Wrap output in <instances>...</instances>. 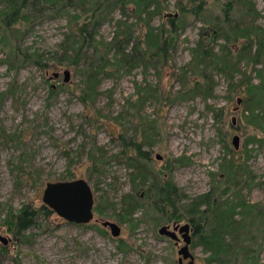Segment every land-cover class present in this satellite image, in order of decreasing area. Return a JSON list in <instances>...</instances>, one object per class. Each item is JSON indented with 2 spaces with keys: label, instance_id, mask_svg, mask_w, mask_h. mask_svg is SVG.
I'll return each instance as SVG.
<instances>
[{
  "label": "rangeland",
  "instance_id": "374dc122",
  "mask_svg": "<svg viewBox=\"0 0 264 264\" xmlns=\"http://www.w3.org/2000/svg\"><path fill=\"white\" fill-rule=\"evenodd\" d=\"M252 1L260 13L257 24L264 26V0ZM226 2L211 0L207 16H220ZM167 3L169 14H175L176 0H167ZM53 16L54 12H49L34 23L20 41L22 50L28 48L46 57L58 51L68 33L69 22L67 17ZM113 17V21L104 23L99 29L98 40L110 41L115 22L125 20L120 10H116ZM163 22L157 17L152 25L157 27ZM129 23H135V19H130ZM202 29V23L189 18L188 26L179 35L172 65L168 71H163L161 79L152 68L146 74L141 67L128 74L125 69L120 75L102 81L101 95L88 109L80 101L79 92L69 87L59 88L58 94L49 99L50 87L57 89L56 86L64 84L66 70L71 72V83L64 85L79 84L81 76L75 69L63 65L46 72L32 63L23 65L19 60L12 68L7 62L8 48L0 44V235L9 239L0 264H179L178 252L183 242L177 246L159 234L162 226L173 227L175 221L169 222L146 206L137 210L132 224H120L116 218L124 195L133 193L132 169L119 154L122 147L117 138L126 128L135 126V110H128L127 101L139 99L137 86L160 83L165 98H175L181 84L174 75L188 68L191 49L199 41ZM135 30L140 33L141 29L135 27ZM262 69L261 65L247 68L242 64V71L251 74L249 86L254 93L262 82L257 73ZM55 73H60L57 80L53 79ZM211 75L215 82L214 93L207 99L175 100L173 104L166 101L147 103L142 117L157 121L160 133L154 136L152 146H146L152 154L150 166L173 180L183 195V204L187 205L191 199L211 191L214 185L219 186V191L224 190L225 181L231 175L224 176L223 165L232 161L240 163L243 170L236 177L237 181H233L232 191L225 200L234 204L244 200L255 208L254 214L260 210L264 212V119L261 111L264 110V96L257 91L253 104H245L247 96L243 92L248 85L238 92L230 88L243 75H236L232 82L222 74L212 72ZM194 79L195 76L192 81ZM120 114L124 118L116 121ZM235 136L240 138L238 150L233 145ZM254 136L262 139V143L251 142ZM95 148H103L108 159L101 174H90L89 157ZM116 155L118 158H114ZM30 172L39 176L37 184L26 180ZM76 179L89 182L97 203L104 201L115 207L107 208L102 215L95 212L98 221L88 225L68 223L56 214L51 218L41 215L37 225L24 234V239L17 238L2 225L10 210L16 213L28 204L41 207L48 182ZM219 180L223 183L217 182ZM235 182L239 185H234ZM144 203L147 205L148 201ZM241 211L242 208L235 211L234 220L244 219ZM107 220L121 227L119 237H113L110 229L103 227L102 221ZM256 229L259 231L253 246L257 250L255 264H264V225L259 227L258 223ZM3 246L0 242V247ZM190 250L195 264H215L211 261L212 250L196 244L194 234Z\"/></svg>",
  "mask_w": 264,
  "mask_h": 264
},
{
  "label": "trees",
  "instance_id": "16d2710c",
  "mask_svg": "<svg viewBox=\"0 0 264 264\" xmlns=\"http://www.w3.org/2000/svg\"><path fill=\"white\" fill-rule=\"evenodd\" d=\"M210 1L176 0V13L169 14L167 0H0V44L8 48L7 62L12 68L19 60L23 65L32 63L46 72L63 65L75 69L81 76L79 84L66 86L64 84L69 83H64L56 86L57 89L50 87L49 99L58 94L59 88L69 87L79 92L80 101L88 109L101 95L99 87L102 81L120 75L125 69L128 74L141 67L146 74L152 68L161 79L163 71H168L172 65L179 35L188 26L189 18L202 23L200 39L191 49L192 60L188 68L174 75L181 84L175 98H165L160 83L156 86L147 83L144 87L137 86L139 99L127 101L128 110H135L137 124L126 128L117 140L122 147L119 154L132 169L130 180L133 193L124 195L116 218L120 224H132L137 210L151 207L169 222L179 224L186 220L191 224L194 242L212 250L211 261L215 264H241L244 261L255 264L257 250L253 246L259 231L256 227L258 223L259 227L264 225V212L260 210V213L254 214L255 208L244 200L235 204L225 200L232 191L233 181H237L236 177L243 170L242 165L235 161L223 165L224 176L231 175L225 181L226 188L219 191V186L214 185L211 191L191 199L186 205L173 180L151 168L152 154L146 148L152 146L154 136L160 134L157 121L142 117L147 103L154 101L162 104L166 101L173 104L175 100L207 99L214 93L212 72L224 75L231 82L236 75H243L230 88L238 92L248 85L247 94L243 92L247 96L245 104H253L257 91L264 96V26L257 24L260 13L255 3L252 0H227L223 13L211 18L207 16ZM69 9L82 13L72 14ZM116 10H120L125 20L115 22L114 36L110 41L98 40L99 29L104 23L114 20ZM49 12H54V18L67 17L69 22L68 33L58 51L46 57V54H34L28 48L22 50L20 41L34 23L45 18ZM157 17L164 22L155 27L152 23ZM130 19H135V23H129ZM135 27L141 29L140 33H136ZM242 64L247 68L263 66L262 71H257L262 82L255 93L249 86L251 74L242 71ZM194 76L196 79L192 81ZM261 111L264 119V110ZM123 118L124 115L120 114L115 120ZM130 132L132 135H128ZM250 141L262 143V139L255 136ZM118 155L113 157L118 158ZM105 156L103 148L94 149L89 157L90 174L103 173L101 168L108 162ZM26 180L37 184L39 176L30 172ZM217 182L223 183L221 180ZM235 196L238 197L236 193ZM146 200L147 205L144 203ZM109 207L115 205L95 200V211L100 215ZM239 208H242L244 216L242 221L233 219ZM54 214L44 205L37 208L28 204L16 213L10 210L2 225L17 238L24 239V234L37 225L41 215L51 218ZM4 251H7L6 247H0V257Z\"/></svg>",
  "mask_w": 264,
  "mask_h": 264
},
{
  "label": "water",
  "instance_id": "95a60500",
  "mask_svg": "<svg viewBox=\"0 0 264 264\" xmlns=\"http://www.w3.org/2000/svg\"><path fill=\"white\" fill-rule=\"evenodd\" d=\"M64 83L71 82V72L64 73ZM54 78H60L59 73ZM233 145L236 150L240 148V138L235 136ZM162 160L161 156H157ZM43 205L52 210L59 218L76 225H88L95 219V194L93 188L85 179H76L64 182H48L43 193ZM103 227L110 229L113 237L121 235V227L112 221H102ZM192 228L189 223L175 224L173 227L164 225L159 229V234L175 242L177 246L183 242L179 249V264H195V257L191 253ZM0 242L6 247L9 239L0 235ZM187 261V263H185Z\"/></svg>",
  "mask_w": 264,
  "mask_h": 264
},
{
  "label": "flooded vegetation",
  "instance_id": "af4514ba",
  "mask_svg": "<svg viewBox=\"0 0 264 264\" xmlns=\"http://www.w3.org/2000/svg\"><path fill=\"white\" fill-rule=\"evenodd\" d=\"M96 212V211H95ZM191 225V224H190ZM191 228H192V226H191ZM192 234H194V229L192 228ZM181 243H179V245H180ZM186 263H187V261H185Z\"/></svg>",
  "mask_w": 264,
  "mask_h": 264
}]
</instances>
